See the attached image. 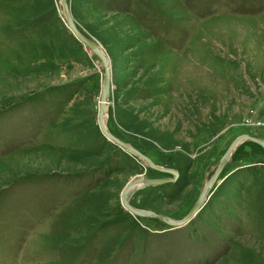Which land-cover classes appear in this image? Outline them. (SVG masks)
I'll use <instances>...</instances> for the list:
<instances>
[{
	"label": "rangeland",
	"instance_id": "obj_1",
	"mask_svg": "<svg viewBox=\"0 0 264 264\" xmlns=\"http://www.w3.org/2000/svg\"><path fill=\"white\" fill-rule=\"evenodd\" d=\"M68 2L110 60L108 129L179 172L131 205L185 217L264 139V0ZM103 73L62 0H0V264H264V148L188 224L136 216L128 183L173 176L104 136Z\"/></svg>",
	"mask_w": 264,
	"mask_h": 264
},
{
	"label": "water",
	"instance_id": "obj_2",
	"mask_svg": "<svg viewBox=\"0 0 264 264\" xmlns=\"http://www.w3.org/2000/svg\"><path fill=\"white\" fill-rule=\"evenodd\" d=\"M63 8H64V14H65V20L69 27V29L72 31V33L78 38L80 42H82L84 45H86L92 52H94L102 61L104 66V73H103V86H102V99L100 103L99 113H98V124L100 127V130L104 134V136L115 143L118 147L128 150L138 157L142 158V160L152 169L158 170L160 172L169 173L173 177H148V176H142L140 178H136L133 181L129 182L126 188L124 189L122 193V204L123 206L131 213H133L136 216L139 217H155L167 225L178 228L182 227L186 224H188L190 221H192L197 214L201 211V209L204 207V205L207 202L208 196L213 189V187L216 185L221 173L223 172L224 168L230 161V158L234 151L237 149V147L242 144L245 141H252L255 143H258L264 148V139L261 137H258L256 135H250V134H242L238 136L228 147L226 152L221 157L218 167L213 173V175L210 177V179L207 181L206 185L203 187L201 194L196 201L195 205L191 209V211L183 218L180 219H174L171 217H168L165 214L158 213L156 211L152 210H145L140 209L137 207H134L130 203V196L138 191L139 189H142L144 187L148 186H156L161 184H166L169 182H175L179 176V172L174 168H168L160 166L154 161L148 157L146 154L142 153L138 149H136L134 146H132L130 143L118 138L116 135H114L107 127L106 125V113L108 110V103H109V96L111 91V83H112V70L110 65V60L108 58V55L104 51V49L98 44L96 41H94L92 38H89L86 36L76 25V22L74 20L72 10L70 8L68 0H62ZM137 184V185H134ZM133 188V189H130Z\"/></svg>",
	"mask_w": 264,
	"mask_h": 264
},
{
	"label": "bare ground",
	"instance_id": "obj_3",
	"mask_svg": "<svg viewBox=\"0 0 264 264\" xmlns=\"http://www.w3.org/2000/svg\"><path fill=\"white\" fill-rule=\"evenodd\" d=\"M105 119H106V116H105ZM240 145H241V144H240ZM240 145H239V146H240ZM134 185H137V184H134ZM130 189H133V188H130Z\"/></svg>",
	"mask_w": 264,
	"mask_h": 264
}]
</instances>
